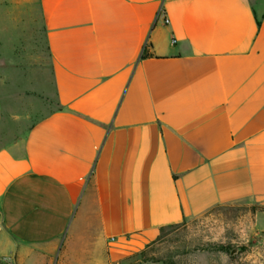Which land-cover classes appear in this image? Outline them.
<instances>
[{"label": "crops", "instance_id": "crops-1", "mask_svg": "<svg viewBox=\"0 0 264 264\" xmlns=\"http://www.w3.org/2000/svg\"><path fill=\"white\" fill-rule=\"evenodd\" d=\"M12 1L57 108L0 145L1 263L120 264L234 205L264 237V0Z\"/></svg>", "mask_w": 264, "mask_h": 264}, {"label": "rangeland", "instance_id": "rangeland-1", "mask_svg": "<svg viewBox=\"0 0 264 264\" xmlns=\"http://www.w3.org/2000/svg\"><path fill=\"white\" fill-rule=\"evenodd\" d=\"M17 10L12 0H0V145L57 108L50 83L33 82L34 73L25 68L30 57L43 53L41 24L29 11L18 18ZM255 211L249 205L219 207L164 228L148 249L120 264H264Z\"/></svg>", "mask_w": 264, "mask_h": 264}, {"label": "built area", "instance_id": "built-area-1", "mask_svg": "<svg viewBox=\"0 0 264 264\" xmlns=\"http://www.w3.org/2000/svg\"><path fill=\"white\" fill-rule=\"evenodd\" d=\"M160 15L163 16V21H164V23H167L168 21H167L165 15H164V12H163L162 10H160Z\"/></svg>", "mask_w": 264, "mask_h": 264}]
</instances>
